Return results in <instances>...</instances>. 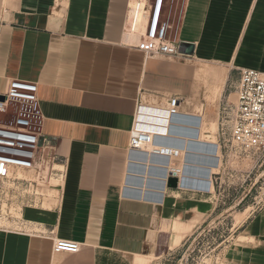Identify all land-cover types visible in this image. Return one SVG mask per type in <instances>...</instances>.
<instances>
[{"label":"crops","instance_id":"obj_1","mask_svg":"<svg viewBox=\"0 0 264 264\" xmlns=\"http://www.w3.org/2000/svg\"><path fill=\"white\" fill-rule=\"evenodd\" d=\"M134 1L0 0V94L13 79L38 83L47 140L40 165L62 175L56 207L23 209L40 231L0 226V264H149L216 211L195 189L208 186L216 158L207 144L215 140L204 138L207 116L184 100L196 77L219 86L218 95L229 69L264 72V0H165L169 40L194 46L176 57L147 53L137 34L126 33ZM171 97L188 117L164 115ZM136 119L160 127L165 140L187 138L181 155L191 189L166 187L168 159L131 148ZM54 238L80 249L54 251ZM229 247L221 264H264V205L237 227Z\"/></svg>","mask_w":264,"mask_h":264},{"label":"rangeland","instance_id":"obj_2","mask_svg":"<svg viewBox=\"0 0 264 264\" xmlns=\"http://www.w3.org/2000/svg\"><path fill=\"white\" fill-rule=\"evenodd\" d=\"M205 66L229 69L222 64H200V68ZM238 79L239 75L231 73L229 69L223 90L217 95L219 86L208 78L196 77L194 92L184 101L193 114L207 116L205 139L219 143L218 131L222 118L237 101L235 83ZM14 115L15 109L11 106L8 112H0V122H9ZM225 144L222 151L219 149L220 167L217 164L212 170L215 185L212 184L210 190H204V197L211 199L217 206L216 211L179 247L171 251L164 248L150 258L149 264H221L223 258L229 255V246L237 227L251 212L264 205V152L239 156L233 152L230 143ZM174 163L182 164V155L175 157ZM13 176L26 179L28 183H8L5 192H0V226L40 231V227L27 224L23 209L31 205L56 207L62 182L61 172L51 169L46 163L39 170L19 171ZM177 226L179 233L183 232V222L177 221L175 229Z\"/></svg>","mask_w":264,"mask_h":264},{"label":"built area","instance_id":"obj_3","mask_svg":"<svg viewBox=\"0 0 264 264\" xmlns=\"http://www.w3.org/2000/svg\"><path fill=\"white\" fill-rule=\"evenodd\" d=\"M165 0H135L131 5L125 24L128 34L139 36L138 47L147 53L167 56H179V43L170 41L169 24L163 19ZM237 101L230 106L227 115L222 118L219 127V149L230 143L232 150L241 154L264 152V72L243 68L239 71L236 85ZM4 100L0 99V112H8L14 107L15 115L9 122H0V192H5L9 182L14 185L27 184L28 180L14 177L13 174L24 170H39L40 154L47 143L42 136L44 115L39 98V85L36 82L10 80ZM180 98L171 97L168 103L169 113L180 112ZM157 108V107H155ZM155 131L142 126L136 119L131 131V148L136 145H153ZM155 154L167 155L155 147ZM181 170L172 171L167 176L178 179V188H182ZM215 185V183H214ZM54 251L78 252V243L54 238Z\"/></svg>","mask_w":264,"mask_h":264},{"label":"bare ground","instance_id":"obj_4","mask_svg":"<svg viewBox=\"0 0 264 264\" xmlns=\"http://www.w3.org/2000/svg\"><path fill=\"white\" fill-rule=\"evenodd\" d=\"M134 4H135V2H133L132 5H134ZM164 115L169 116L170 118H172V117L173 118H175V117H177V118H179V117L184 118L186 116L181 111L177 115H172V114L169 113V110H167L164 113ZM139 116L141 117V114ZM188 116H186V117H188ZM197 119H199V118H195V120H197ZM185 121H188V120H185ZM185 124H188V123H185ZM141 125L144 126V127H147V128H151V129H153L155 131L156 135H155L154 144L153 145H148V146H140V145L134 146L133 145L132 148L133 149H136V150H143L150 157L151 156H160V157H164V158H167L168 159V162H166V163L163 164L164 167L163 166H160V167L166 168V170H167L165 176L162 179L163 180V183H164V185L166 187H167V176H168V174L170 172H172V171H177L178 169H180L181 172H182V174H181L182 181L180 183V186L182 188H186V189H189L190 188L191 189L190 184H189V181H190L191 177L187 173V168L190 166V164L188 162V159L187 160L186 159L183 160V163L182 164H173V160L175 159V157L181 156L182 151L185 149L186 146H185L184 141L187 138H184V139L183 138H180L178 140L176 137H171V138H173V140L172 141H168V139H166V140L164 139L165 137H168V135L161 134V133H163L162 131H164V130H160V127H158V126L150 127V126H145L144 124H141ZM196 127H198V126H196ZM171 129H173V130H180L182 133H184L187 136H191L195 132V128L193 126H188V125L183 126V125L173 124L171 126ZM207 145L210 147V150L209 151L211 153H213L214 154L213 156H215V158H216V164H215V166L218 164V167H220L221 156H220V153H219V143H218V141H216V140L215 141H211L210 144H207ZM155 147L157 149H159L160 152H161V149L164 148L165 149V152L167 153V155H161V154H155V153H153L154 152L153 150L155 149ZM183 154L186 155V153H183ZM213 168H214V166H213ZM213 168L211 169V172H212ZM25 171H36V170H25ZM33 179H34V177H33ZM212 179H213L212 178V174H210L209 177L206 178L207 181L204 180V182H207L208 186L207 187L203 186L202 189H200V188H195V189H199V190H203V191L204 190H210L211 187H212V184L214 186V182H212ZM198 180H200V179H198ZM9 184H12V182H9Z\"/></svg>","mask_w":264,"mask_h":264},{"label":"water","instance_id":"obj_5","mask_svg":"<svg viewBox=\"0 0 264 264\" xmlns=\"http://www.w3.org/2000/svg\"><path fill=\"white\" fill-rule=\"evenodd\" d=\"M193 45L188 42H180L179 43V52L181 53H192ZM0 99L4 100L5 96L0 95ZM167 186L170 188H177L179 186L178 179L174 175L168 178Z\"/></svg>","mask_w":264,"mask_h":264}]
</instances>
